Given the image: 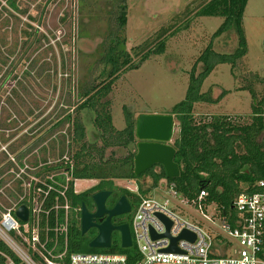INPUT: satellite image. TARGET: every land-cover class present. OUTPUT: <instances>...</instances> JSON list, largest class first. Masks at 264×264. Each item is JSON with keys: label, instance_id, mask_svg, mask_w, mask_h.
<instances>
[{"label": "rangeland", "instance_id": "rangeland-1", "mask_svg": "<svg viewBox=\"0 0 264 264\" xmlns=\"http://www.w3.org/2000/svg\"><path fill=\"white\" fill-rule=\"evenodd\" d=\"M119 2L16 0L18 13L0 0V213L15 202L9 197L16 186L7 169L10 158L34 168L29 172L63 161L72 162L80 144L72 139L68 125H60L54 131L53 128L61 114L73 111L79 104L77 94L106 78L101 75L99 54L111 37L125 38V48L136 63L140 54L154 48L159 38L183 27V22L192 17L187 30L167 37L163 53L151 55L137 69L122 73L112 85L104 100L109 101L113 127L122 130L126 113L133 119L144 114L169 115L171 108L184 99L189 73L223 21L220 17L193 19L200 0H125L126 26L119 31L116 22ZM242 27L247 53L233 69L228 64L217 65L204 80L201 93L208 92L214 99L222 92L225 96L218 103L195 104L193 116L197 121L212 116L235 117L241 122L250 120L249 89L257 94L264 89V0L247 1ZM236 44L237 37L230 30L214 42V50L230 53ZM200 70L198 65L196 73ZM73 116H78L85 128L84 143L100 148L103 141L92 125L93 114L74 110ZM174 124L170 144L177 133L176 121ZM62 140L64 153L60 156ZM134 150L135 144L108 148L103 160L122 159ZM91 159L97 162L99 157L94 154ZM42 163L46 164L42 166ZM58 173L62 171H41L38 179ZM116 182L123 188L128 185L124 180ZM95 183L96 180L81 179L75 188L81 192ZM150 183L146 177L139 181L143 189ZM241 187L246 186L241 184ZM145 197L161 201L170 195L165 186L159 185ZM214 208L208 205L205 213L218 224ZM186 214L189 221L210 230V222L200 212L188 209ZM116 238L120 240L119 235Z\"/></svg>", "mask_w": 264, "mask_h": 264}, {"label": "trees", "instance_id": "trees-1", "mask_svg": "<svg viewBox=\"0 0 264 264\" xmlns=\"http://www.w3.org/2000/svg\"><path fill=\"white\" fill-rule=\"evenodd\" d=\"M3 1L13 11L20 12L16 0ZM247 1L200 0V5L193 14V19L220 17L223 21L196 59L189 73L184 99L174 105L169 113L177 123V133L170 144L175 150L174 162L179 168V177L176 179L167 178L161 165L152 166L139 176L134 175V156L138 142L134 134L135 119L126 113L124 128L116 130L108 109L109 101L104 99L110 94L112 85L122 73L137 69L151 55L163 53L167 37H173L178 32L187 30L192 17L183 22V27H177L167 37L159 38L155 42L154 48L149 47L140 54L136 63L133 62L132 56L125 48V38L111 37L109 44L103 47L105 49L102 48L99 54L101 56L100 63L103 66L101 75L106 78L97 85L90 86L77 94L79 104L74 108L77 111L86 110L93 114L92 125L98 131V138H101L103 145L100 148L86 145L83 141L85 138L83 124L78 120V116H73L74 110L67 111L61 114L57 126L68 125L72 139L75 140V143H79L80 147L72 155L70 164L63 161L56 166L41 169L44 173L62 171V174L65 173L70 177L65 193L68 203L73 209L79 210L82 204L86 206V200L83 197L89 193L98 189H111L114 180H133L137 183L139 195L132 194L124 188L120 189L123 196L131 200L135 206L140 197L146 198L145 196L150 190L156 189L159 185L166 186L173 183L176 191L186 198H193L200 191H205L207 193L206 203L214 204L221 214L227 217L228 222L234 225L235 215L232 204L235 198L242 193L256 192L258 182L264 183V89L261 94L249 89L252 103L248 122H241L238 118L230 116H212L197 121L193 116V108L198 103H218L225 96V92L215 99L208 92L201 93L204 80L217 65L228 64L233 69L236 62L246 55L247 44L242 22ZM118 8L116 22L119 31H122L126 26L127 17L125 0H120ZM230 30H233L237 37L236 47L230 53L216 52L214 42ZM26 33L24 32L26 36H30ZM139 48L140 46L135 49ZM198 65L201 66V70L196 73ZM63 144L62 140L60 156L64 153ZM131 144H135V150L125 158L103 160L106 149L127 148ZM94 154L99 157L97 162L91 159ZM11 167L12 165L8 163L7 169L10 170ZM143 177L148 178L151 182L146 189H143L139 184ZM65 179L64 175H59L57 178L61 184H65ZM81 179L97 180L98 183L85 192L74 193L72 190L73 181ZM241 184L246 187L242 188ZM20 194L21 189L17 183L15 189L9 192V197L16 201ZM60 202L63 203V200L60 199ZM78 226L79 214H73L67 235L68 253L124 254L127 256V264H134L138 260L133 248L123 249L120 247L118 238L114 239L113 245L109 249H92L88 247V242L80 243L77 239L80 235ZM49 235L52 236V234ZM60 243L62 244L61 238ZM221 243H224V240L219 236L215 244ZM0 252L6 255L10 254L1 241ZM4 262V257L0 255V264H4Z\"/></svg>", "mask_w": 264, "mask_h": 264}, {"label": "built area", "instance_id": "built-area-1", "mask_svg": "<svg viewBox=\"0 0 264 264\" xmlns=\"http://www.w3.org/2000/svg\"><path fill=\"white\" fill-rule=\"evenodd\" d=\"M8 161L12 165L8 172L19 184L21 194L11 207L0 213V241L10 252L9 255L0 252L5 259L4 264H127L124 254L68 253L67 235L75 211L65 193L70 177L58 173L39 180L42 176L40 172H29L34 168L26 163H17L14 158ZM59 175L66 177L65 184L57 180ZM76 181L72 185L74 193H77ZM126 181L128 185L124 189L139 195L137 183ZM165 188L172 200L170 197L161 201L140 197L134 208L129 225L131 248L138 256L134 264H264L262 181L258 182L256 192L239 194L233 201L234 225L214 204L218 224L207 217L205 212L211 204L205 201V191H200L193 198H186L176 191L173 183ZM21 205L28 210L25 223L14 215ZM188 209L200 212L210 222L208 228L215 235L210 230H204L200 224L189 221L186 218ZM157 215L171 222L168 237L163 236L166 226ZM183 231L192 234L194 239L178 240L177 252L165 251L171 245V238L178 237ZM152 234L156 237L153 238ZM219 236L224 243L216 245Z\"/></svg>", "mask_w": 264, "mask_h": 264}, {"label": "water", "instance_id": "water-1", "mask_svg": "<svg viewBox=\"0 0 264 264\" xmlns=\"http://www.w3.org/2000/svg\"><path fill=\"white\" fill-rule=\"evenodd\" d=\"M264 49V39H263ZM174 119L171 115H139L135 119V138L136 154L134 156V175L139 176L152 166L161 165L165 171V175L169 179L179 177L178 165L174 162L175 150L170 145L174 132ZM108 192H100L93 195L92 199L95 205V212L89 213L82 204L80 208L81 233L84 234L88 229L94 227L97 229V236L88 244L92 249H109L111 244V233L119 232L120 247L123 249L131 248V235L128 224L112 226L110 220L113 217L124 215L129 212V204L127 200L120 198L114 207L110 210L105 209V200ZM15 217L22 223L28 218V210L24 205L19 206L15 212ZM106 216L104 221L95 224L96 219ZM157 217L165 224L166 233L163 235L168 237V230L171 222L161 215ZM152 237L156 236L152 234ZM192 241L194 236L187 231H183L178 237L171 238V245L165 251L177 252L176 242L178 240Z\"/></svg>", "mask_w": 264, "mask_h": 264}, {"label": "flooded vegetation", "instance_id": "flooded-vegetation-1", "mask_svg": "<svg viewBox=\"0 0 264 264\" xmlns=\"http://www.w3.org/2000/svg\"><path fill=\"white\" fill-rule=\"evenodd\" d=\"M57 128H58V126L55 125V128H53V131L56 130ZM44 164H46V163H42L41 165L44 166ZM39 171L41 172V170H39ZM116 181L117 180L113 181V187L111 189H108V188L98 189V190H96V191H94L92 193H89L88 195L84 196L83 198L86 200V206L85 207H86V209H87V211L89 213H94L96 208H95V205H94L92 197H93V195H95L97 193H100V192H108V196H107V198L105 200V203H104L105 204V209H107V210L112 209L114 207V205L116 204V202L120 198L124 197L127 200L128 204H129V212L127 214L119 215V216L111 218L110 222H111L112 226H119L121 224H128V226H129L130 222L128 223L127 221H130L131 218H132V215H133V212H134V204H133V202L131 200H128L125 196H123V194H122V192L120 190L123 187L120 186L119 184H117ZM97 183H98V181L96 180V183L92 184L86 190H88L91 187L95 186ZM86 190H83L81 192L77 191V193H82V192H85ZM77 214H79V226H78V229L80 231V235L78 236L77 239L82 244H84L85 242H88V244H89V242L91 240H93L97 236L98 231H97L96 228L91 227L84 234H82L81 233V221H80V209L79 210L75 209L74 215H77ZM105 218H106V216L103 215L100 219H96L95 220V224H99L101 221H104ZM118 235H119L118 231H113L111 233V241H110L111 246L113 245L114 239H116V237Z\"/></svg>", "mask_w": 264, "mask_h": 264}, {"label": "crops", "instance_id": "crops-1", "mask_svg": "<svg viewBox=\"0 0 264 264\" xmlns=\"http://www.w3.org/2000/svg\"><path fill=\"white\" fill-rule=\"evenodd\" d=\"M77 181H78V180H77ZM77 181H76V182H77Z\"/></svg>", "mask_w": 264, "mask_h": 264}]
</instances>
